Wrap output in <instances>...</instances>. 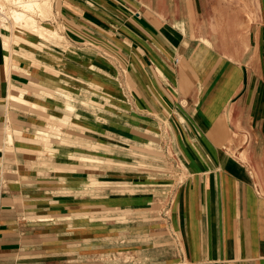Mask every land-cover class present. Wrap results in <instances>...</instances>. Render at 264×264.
<instances>
[{
    "label": "crops",
    "instance_id": "0c3cea01",
    "mask_svg": "<svg viewBox=\"0 0 264 264\" xmlns=\"http://www.w3.org/2000/svg\"><path fill=\"white\" fill-rule=\"evenodd\" d=\"M124 2L60 0L56 27L75 52L66 56L59 41L37 55L31 39L0 33V264H115L95 217L64 245L35 215L69 176L59 172L69 152L90 164L96 144H122L113 134L125 141L113 123L128 126L127 116L141 133L168 125L169 238L117 264H264V0H221L203 12L193 0H135V10ZM106 51L127 72L113 69ZM65 117L83 133H73L71 147L50 134L55 167L42 166L45 148L33 140ZM96 173L73 170L71 189ZM88 189L73 205H96ZM120 204L133 210L127 197ZM121 232L131 236L128 225Z\"/></svg>",
    "mask_w": 264,
    "mask_h": 264
},
{
    "label": "rangeland",
    "instance_id": "374dc122",
    "mask_svg": "<svg viewBox=\"0 0 264 264\" xmlns=\"http://www.w3.org/2000/svg\"><path fill=\"white\" fill-rule=\"evenodd\" d=\"M24 1L28 0H0V9L3 13L0 21V33L12 34L15 43L26 41L28 38L31 39L32 47L25 46L30 50L32 49L33 51H31L37 55H44L40 53L44 51L42 49H52L57 41L66 45L65 49H61L63 55L75 53L74 48L68 44L63 36L65 30L61 26V30L56 27V23L61 20L58 19L61 18L60 0H45V4L40 5V7L33 6L30 10L24 8L22 3ZM39 1L42 4L44 0ZM218 1H220V4ZM134 2L135 0H127L123 5L135 10L137 6L134 5ZM193 2L199 12L208 11L205 7L220 6L223 3H221V0H193ZM123 5L121 6L123 7ZM13 10L23 12L26 17L19 20L14 19ZM207 15V12L199 14L200 17H206ZM20 44L23 45V43ZM130 50L135 51L136 49L130 48ZM106 52L113 57L115 63L112 64L113 69L127 72L121 62H117L118 60L112 52ZM129 66L131 67V63H129ZM147 71L150 78L161 80L162 77L159 71L156 72V75L150 67L147 68ZM112 77L114 83H120L119 79L116 78L115 80V76ZM125 84L128 89H131L128 76ZM80 113L85 114V112ZM51 119L49 118L48 121L52 123L53 120ZM126 120L128 126H118L113 123L114 126L120 127L126 132V135H120L123 138L125 137V141L116 138L113 134L112 140L122 144L116 146L112 144L110 147L96 144V158L91 160L90 164L87 162V158H78L77 155H72L69 152V156H66L63 160L64 167H62V170L59 168V172L63 171V175L69 176L65 179L60 178L58 182L60 188L49 192V195L53 198L52 202L45 207L42 213L35 215L37 218L44 220L43 223L48 232L57 231L63 237V239L60 237L58 241L64 240V245H71L73 241L78 240L77 235L88 233V225L91 222L88 223L87 218L95 217L97 221L94 224L97 228H100V230H96L106 236V241L111 245L110 256L115 264L120 259H127L128 261L132 259L135 255L133 252L137 249L161 245L169 238L166 223L162 220L164 214L168 213L169 203L167 202L171 199V158L168 157L171 153L168 145L171 146V142L169 144L167 141L164 142V139L168 140L169 135L167 136V134L170 133L168 125L166 123L163 126L165 133L164 130H161L160 135L158 128L154 129L149 125L144 127L148 132L141 133L139 129H136L135 118L127 116ZM41 131L43 133L35 136L33 143L43 145L45 148L44 152L41 153V165L53 169L56 162V155L54 154L56 151L50 149V147L53 148V145H56L57 142L50 134L55 135V137L56 135H63L64 138H68L69 140L57 144L63 143L71 147L73 133H83V129L79 130L78 127L68 121L67 117H65L62 124L58 126L55 123L49 124L47 128ZM151 132L154 133L151 134ZM155 133L157 136H154ZM161 135H164V139ZM142 136L152 142L139 139ZM163 143H165V146L161 148ZM89 167L90 169L95 168L100 173L91 174L90 178L85 175L86 180L80 182V189H71L73 176L71 173L73 170L89 169ZM89 185L95 187L96 205L91 207L73 205L76 197H79V199L85 196L88 197ZM92 189L90 193H93ZM125 197L134 202L133 210L126 209L120 204L121 198ZM138 200L141 203L136 205ZM157 215L161 219L160 221L156 220ZM35 216L32 214V218H36ZM150 216L151 218L154 216L155 220L150 219ZM127 218L133 220L126 222ZM140 218L143 221L137 220ZM126 225H128V233L131 234L127 240L123 237L125 232H121V227L125 229ZM101 239L103 240V238ZM121 240L123 241L122 244ZM126 242L128 244L127 248L125 247Z\"/></svg>",
    "mask_w": 264,
    "mask_h": 264
},
{
    "label": "bare ground",
    "instance_id": "6f19581e",
    "mask_svg": "<svg viewBox=\"0 0 264 264\" xmlns=\"http://www.w3.org/2000/svg\"><path fill=\"white\" fill-rule=\"evenodd\" d=\"M22 3L24 5V8H26V10H30L33 6L40 7V5L45 4V0L43 1L42 4H40L39 0H30V1L28 0V1H24ZM12 15H13L14 19H16V20L23 19L24 17H26V14H24L23 12H20L18 10H13V14Z\"/></svg>",
    "mask_w": 264,
    "mask_h": 264
},
{
    "label": "built area",
    "instance_id": "2783aa9c",
    "mask_svg": "<svg viewBox=\"0 0 264 264\" xmlns=\"http://www.w3.org/2000/svg\"><path fill=\"white\" fill-rule=\"evenodd\" d=\"M2 15H3V13H2V11H1V9H0V21H1V17H2Z\"/></svg>",
    "mask_w": 264,
    "mask_h": 264
}]
</instances>
